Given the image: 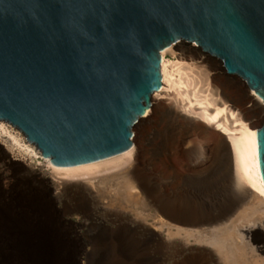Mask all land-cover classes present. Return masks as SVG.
<instances>
[{
    "label": "water",
    "instance_id": "95a60500",
    "mask_svg": "<svg viewBox=\"0 0 264 264\" xmlns=\"http://www.w3.org/2000/svg\"><path fill=\"white\" fill-rule=\"evenodd\" d=\"M179 42L264 103V0H0V122L57 167L123 153Z\"/></svg>",
    "mask_w": 264,
    "mask_h": 264
},
{
    "label": "bare ground",
    "instance_id": "6f19581e",
    "mask_svg": "<svg viewBox=\"0 0 264 264\" xmlns=\"http://www.w3.org/2000/svg\"><path fill=\"white\" fill-rule=\"evenodd\" d=\"M160 73V89L133 127L137 135L125 152L57 167L16 128L0 122V154L32 184L40 174L31 162L42 159L46 169L70 177L71 182H61L64 193L86 198L99 211H110L115 203L140 205L149 220L142 226L153 228L160 239L162 264H169L171 248L174 264H264V250L250 244L253 235H264V228H254L264 219V184L257 159L259 126L253 123L264 115V103L244 81L226 74L218 60L186 43L160 52ZM143 135L158 142L157 153L142 143ZM172 156H179L180 171L171 165ZM154 161L162 167L160 196L144 184ZM217 168L229 176V206L223 214L182 207L183 185L212 179ZM146 200L158 205L152 214Z\"/></svg>",
    "mask_w": 264,
    "mask_h": 264
},
{
    "label": "rangeland",
    "instance_id": "374dc122",
    "mask_svg": "<svg viewBox=\"0 0 264 264\" xmlns=\"http://www.w3.org/2000/svg\"><path fill=\"white\" fill-rule=\"evenodd\" d=\"M188 45L196 47L194 43ZM165 59L177 61L178 56L166 55ZM253 123L260 127L264 115L253 119ZM132 133L133 137L137 135L134 130ZM142 143L157 153L158 142L145 141L143 135ZM177 158L172 156L170 162L180 171ZM31 164L40 174L39 182L33 180V184L19 178L16 168L0 154V264H162L159 237L153 228L142 226L149 222L144 208L127 202L113 204L110 211H99L86 198L74 199L63 192L61 182H71L70 177L46 169L42 159ZM159 165L154 161L152 171L144 176V184L156 196H160ZM215 170L207 183L183 185L182 207H203L215 210V216L223 214L229 206V176ZM147 202L152 214L158 205L152 200ZM258 222L254 228H264V219ZM255 235L250 244L256 250H264V235ZM170 255L169 264H174L173 248ZM260 255L264 259V254Z\"/></svg>",
    "mask_w": 264,
    "mask_h": 264
}]
</instances>
